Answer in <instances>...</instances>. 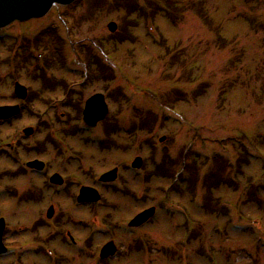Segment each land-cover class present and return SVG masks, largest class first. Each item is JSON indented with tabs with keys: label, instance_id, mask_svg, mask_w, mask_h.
<instances>
[{
	"label": "rangeland",
	"instance_id": "obj_1",
	"mask_svg": "<svg viewBox=\"0 0 264 264\" xmlns=\"http://www.w3.org/2000/svg\"><path fill=\"white\" fill-rule=\"evenodd\" d=\"M100 1L75 0L67 6L55 5L42 17L15 21L7 28L12 33L20 32L15 47L20 50V57L31 55L38 60L34 58L24 70L13 71L15 78L28 88V98L16 101L25 105L19 117L0 126V145L21 141L15 158L0 156L4 243L20 246L33 242L34 247L59 253V264H101L98 249L111 238L119 250L130 248V252L105 264H264V247L256 242L259 235H264V0H149L151 7L145 1L131 0L136 9L140 1L146 6L141 9L143 12L136 10L134 14H128L129 9L124 6L131 5L129 0H106L111 4L107 7ZM110 21L117 25L113 34L107 29ZM53 24L56 29H52ZM125 28L131 32V41L115 45L122 40ZM44 29H52L64 40L58 46V54L65 58H83L80 52L77 54V46H99L102 52L93 51L97 59L91 56L89 72L98 73L102 67L104 74L93 82L88 80L86 86L62 92L63 85H76L81 80L66 71L54 53L49 58L55 69L44 62L45 71L36 70V63L40 65L49 51H54V43L45 39L38 48L33 46L29 54L20 46L25 41L32 44V39ZM10 54L0 44V105L15 102L9 77L12 66L5 63ZM28 72L45 73L49 78L42 75L37 80ZM175 89L184 93V99L175 101ZM118 91L128 101L113 102L110 96ZM95 92L108 96L107 117L115 119L120 129L117 135L110 136L108 145L116 142L117 148L99 147L90 142L86 132L73 133L76 115L70 114L74 119H69L64 105L58 109L63 99L78 104ZM30 97L34 99L28 101ZM48 100L51 102L46 103ZM135 109L149 110L156 116L158 123L151 133L137 129L135 135L127 136L126 130L137 121ZM56 114H60V121H56ZM163 115L167 117L165 122L161 121ZM65 122L72 124L62 125ZM28 125L35 132L37 126L44 132L22 140L21 129ZM162 135L166 139L159 142ZM47 136H51L54 146L44 140ZM100 136V130L92 134L97 143L102 140ZM150 142L156 151L147 146ZM42 144L46 146L42 152L30 147ZM244 146L251 155L248 162L240 160ZM184 149L196 159L191 156L189 167L181 170V165L175 163L174 171L183 172L176 184L181 191L171 188L167 195L172 182L158 178L157 172L149 182L143 180L163 155L178 161ZM214 155H221L231 164L225 167L222 163L237 188L222 185L210 194L206 192V174L219 167ZM135 156L144 160L140 174L128 167ZM206 156L210 159L204 160ZM31 160L45 161L49 173L65 177L66 187L54 188L55 192L43 187L41 175L22 168L24 162ZM113 166L119 168L113 184L128 189L131 196L99 186L95 180ZM191 177L195 179L192 192L187 181ZM252 184L263 191L257 190L260 203L247 199ZM81 185L98 186L103 195L100 203L94 207L78 205L75 197ZM207 196L214 206L221 204L228 212H205L201 204ZM165 202L178 203L182 212L174 215L178 210H172L168 214L166 210L172 208ZM50 204L54 205L55 214L47 219L45 210ZM150 205L156 206L153 221L135 232L119 230L124 228V221ZM68 218L73 223L62 225ZM103 219L114 225L110 226L108 238L92 234L93 241L90 240L89 235L97 233ZM234 222L247 230L232 229ZM66 230L78 244L89 240L84 254L70 253ZM134 245L141 249L133 250ZM46 257L50 256L44 252L23 256L39 263ZM23 258L21 264H28Z\"/></svg>",
	"mask_w": 264,
	"mask_h": 264
},
{
	"label": "water",
	"instance_id": "obj_2",
	"mask_svg": "<svg viewBox=\"0 0 264 264\" xmlns=\"http://www.w3.org/2000/svg\"><path fill=\"white\" fill-rule=\"evenodd\" d=\"M73 0H0V24L2 23H9L13 20H25L32 17L41 16L44 13H46L54 4H69ZM107 27L109 31L113 32L116 30V23L109 22L107 24ZM15 93L21 97L24 98L26 95V88L19 84L18 82L15 83ZM101 95H93L90 97L86 102L85 107V114L95 117L96 119L99 118V116H103L105 114V108L102 104ZM8 109H0V116L5 114ZM86 114V115H87ZM164 137L160 138V141H162ZM135 164L140 166L141 165V159L136 158ZM106 175H110L111 177H116V169H113L106 173ZM84 198H93L97 199L98 195L95 190L83 187L81 188L80 194L78 196V200H84ZM52 207L49 208L47 215L50 217L52 215ZM153 212V208H150L149 210H146L145 212L139 214L133 222H141L143 220H146ZM0 222L3 223V220L0 219ZM0 242H1V230H0ZM1 244V243H0ZM112 251H114V247L112 246V243L106 244L102 250V257L107 256Z\"/></svg>",
	"mask_w": 264,
	"mask_h": 264
},
{
	"label": "trees",
	"instance_id": "obj_3",
	"mask_svg": "<svg viewBox=\"0 0 264 264\" xmlns=\"http://www.w3.org/2000/svg\"><path fill=\"white\" fill-rule=\"evenodd\" d=\"M147 4H149V5H151L152 3L150 2H147ZM127 9H129V13L128 14H130L131 12H135L137 9L135 8V7H133L134 5L133 4H131V5H124ZM131 8V9H130ZM262 29H263V27H261ZM49 34H50V31L48 30V31H46L43 35H42V37L43 36H49ZM11 48V47H10ZM88 54V53H87ZM30 58H31V56L29 55V56H27L26 58L24 57L23 59H22V61H24L25 63L27 62H29V60H30ZM175 96V95H174ZM178 97H179V95H177ZM177 96H175L176 98H175V100L177 101V100H180V99H182L183 98V96H184V93H181V98H178ZM154 125H155V121H154V119H152L151 117H150V119H149V121H146L145 122V124H144V130H145V132H147V133H151L152 132V130H153V127H154ZM185 157L186 156H184L183 158H182V164H181V166L183 167V168H187L188 167V164L186 163V161H185ZM159 176H162V177H166V176H168L169 177V173L171 172V167H170V162H164V164H163V166L159 169ZM162 172V173H161ZM215 176L216 175H213V176H211V177H214L215 178ZM216 185H217V183H215ZM180 191V190H179Z\"/></svg>",
	"mask_w": 264,
	"mask_h": 264
},
{
	"label": "flooded vegetation",
	"instance_id": "obj_4",
	"mask_svg": "<svg viewBox=\"0 0 264 264\" xmlns=\"http://www.w3.org/2000/svg\"><path fill=\"white\" fill-rule=\"evenodd\" d=\"M23 168V167H22Z\"/></svg>",
	"mask_w": 264,
	"mask_h": 264
}]
</instances>
